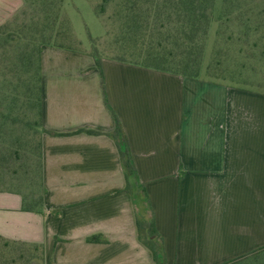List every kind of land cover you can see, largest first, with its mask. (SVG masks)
<instances>
[{
    "label": "crops",
    "instance_id": "0c3cea01",
    "mask_svg": "<svg viewBox=\"0 0 264 264\" xmlns=\"http://www.w3.org/2000/svg\"><path fill=\"white\" fill-rule=\"evenodd\" d=\"M100 69L42 48L43 206L25 211L0 190V252L32 264H224L264 247V92L119 60Z\"/></svg>",
    "mask_w": 264,
    "mask_h": 264
},
{
    "label": "rangeland",
    "instance_id": "374dc122",
    "mask_svg": "<svg viewBox=\"0 0 264 264\" xmlns=\"http://www.w3.org/2000/svg\"><path fill=\"white\" fill-rule=\"evenodd\" d=\"M178 3L0 0V190H18L14 178L19 175L23 153L29 155V178H36L38 59L46 47H40L41 42L87 54L100 62L162 64L157 46L160 41L166 53L180 52L172 38L181 27ZM212 13L201 44L200 77L264 92V0H215ZM22 51L30 58L16 59ZM137 200V209L144 213L143 198ZM12 258L16 261L14 256L0 252V264H14L9 262Z\"/></svg>",
    "mask_w": 264,
    "mask_h": 264
},
{
    "label": "trees",
    "instance_id": "16d2710c",
    "mask_svg": "<svg viewBox=\"0 0 264 264\" xmlns=\"http://www.w3.org/2000/svg\"><path fill=\"white\" fill-rule=\"evenodd\" d=\"M214 1L215 0H179L178 7L180 10L178 11V16H180L181 21V29H177L176 37H172L174 39V45L177 47L176 42L178 43V49L180 50L179 53H170L167 51H163V46L159 42L157 46L160 48L162 54L160 55V62L162 64H154L146 67H150L152 69L160 70L166 73L178 75L184 78H192V79H201L207 80L210 82L212 81L208 78L204 79L200 77V60H201V44L204 39H206V33L208 26L210 24V16L212 11L214 10ZM2 38V37H1ZM169 36H166L168 39ZM165 39V38H164ZM45 41L41 42L40 47L47 46L48 44H43ZM47 43V42H45ZM154 47V46H153ZM61 48V47H60ZM158 49V48H157ZM195 49L197 52L195 53ZM182 51V52H181ZM23 52V53H22ZM17 54L16 59L20 60V58H30V56H26L25 52L22 51ZM95 65L97 68L100 69V61L94 60ZM38 81L40 84V60L38 59ZM172 65V66H169ZM101 70V69H100ZM218 83H223L221 81H216ZM225 84V83H224ZM237 88L245 89V90H253L246 87L239 86V84L234 83L231 85ZM117 123V122H116ZM40 125V85H39V122H38V129ZM38 131V130H37ZM88 134H96L93 131H87ZM39 137V133H38ZM113 140L118 147L120 160L122 162V167L126 173V180L129 185V177L132 176L134 173V167L131 164L129 152L127 149V145L125 139L121 136L120 130L118 126L116 127L115 131L111 135ZM26 159H29V155L23 153L22 155V162L18 165L20 168V172L18 176H14L16 183H14L18 190V192L22 196L23 200V209L25 211H36L41 212L43 206V194L44 190L41 183V163H40V146L38 149V155L36 156V164H35V179L33 175L29 178V172L31 169L30 162L28 163ZM15 174V173H14ZM21 180V181H19ZM12 181V180H11ZM1 182V181H0ZM27 183L25 186L23 183ZM20 183V184H19ZM12 191V190H10ZM138 230L140 231L141 235L147 237H151L154 234L153 224L150 223L148 226H142L138 223ZM147 236V237H146ZM141 237V236H140ZM146 244L150 246L153 251L154 243L149 240L144 241ZM10 250V248H8ZM19 253L18 250H12V256L16 259V261L11 259L12 263H19V264H32L31 257L27 256V252H22L23 255L19 258L15 256V253ZM3 254V253H2ZM10 254V252H9ZM19 255V254H18ZM29 255V254H28ZM154 255V254H153ZM30 256V255H29ZM155 258V256H154ZM224 264H264V247L253 251L251 253L245 254L239 258L231 260Z\"/></svg>",
    "mask_w": 264,
    "mask_h": 264
}]
</instances>
